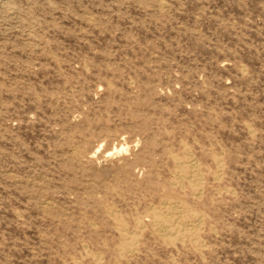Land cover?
Instances as JSON below:
<instances>
[{"label":"rangeland","instance_id":"1","mask_svg":"<svg viewBox=\"0 0 264 264\" xmlns=\"http://www.w3.org/2000/svg\"><path fill=\"white\" fill-rule=\"evenodd\" d=\"M0 264H264V0H0Z\"/></svg>","mask_w":264,"mask_h":264},{"label":"bare ground","instance_id":"2","mask_svg":"<svg viewBox=\"0 0 264 264\" xmlns=\"http://www.w3.org/2000/svg\"><path fill=\"white\" fill-rule=\"evenodd\" d=\"M190 157V156H189ZM195 159H191L189 158L188 160V166L191 168L192 171H194L195 169V162L193 161ZM196 161V160H195ZM176 163V162H175ZM178 164V163H177ZM178 166V165H177ZM191 172V171H190ZM189 172V173H190ZM200 173V171H199ZM192 175V174H191ZM199 174H197L196 176L198 177ZM195 176V177H196ZM181 177V176H179ZM190 178V177H189ZM199 178V177H198ZM179 179V178H178ZM183 179V178H182ZM195 179V178H194ZM197 180V179H196ZM200 180V179H199ZM180 182V181H179ZM182 182V181H181ZM194 181H191V183ZM199 183V182H198ZM193 184V183H192ZM182 185V184H180ZM194 185V184H193ZM198 186V185H197ZM200 195V194H199ZM167 203V202H166ZM163 204V203H162ZM152 206V205H151ZM165 206V205H164ZM175 206V205H174ZM173 205L171 206L172 208L174 207ZM177 206H179V204H177ZM176 207H174L175 209ZM182 208V207H181ZM180 208V209H181ZM153 209V207H152ZM170 210L167 213H156L155 216L157 219H154V221H152V226L154 227V231L161 237H166L169 235H172L171 231H172V227L176 228L177 232L183 231L182 229H185L187 227L186 223L181 219V212L180 211H175V210ZM179 209V208H178ZM184 211V210H183ZM108 212V211H107ZM166 212V211H165ZM111 215V214H110ZM198 220V219H197ZM189 222V221H188ZM193 222V221H192ZM202 222V221H201ZM191 223V222H190ZM189 223V224H190ZM204 223V222H203ZM200 224V222H199ZM143 226V225H142ZM193 226V225H191ZM188 228V227H187ZM123 230V229H122ZM133 232V231H132ZM131 232V233H132ZM196 232V231H195ZM190 235V234H189ZM195 238V237H194ZM126 240L128 238H125ZM180 240V239H179ZM131 242V241H130ZM132 244V243H131ZM131 248V247H130ZM132 251V250H131ZM129 252V251H128ZM132 253V252H131ZM99 255V254H98ZM97 257V256H96ZM118 263V262H117Z\"/></svg>","mask_w":264,"mask_h":264}]
</instances>
